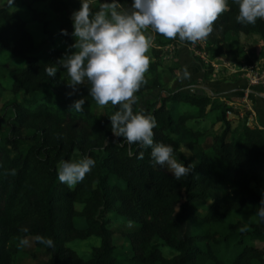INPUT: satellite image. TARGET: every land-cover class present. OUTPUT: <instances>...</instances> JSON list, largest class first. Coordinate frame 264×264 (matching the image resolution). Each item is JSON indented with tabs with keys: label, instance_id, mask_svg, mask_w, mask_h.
Masks as SVG:
<instances>
[{
	"label": "trees",
	"instance_id": "trees-1",
	"mask_svg": "<svg viewBox=\"0 0 264 264\" xmlns=\"http://www.w3.org/2000/svg\"><path fill=\"white\" fill-rule=\"evenodd\" d=\"M18 1L25 4L24 14L0 5V49L25 59L11 82V90L22 96L7 100L0 115V125L7 124L6 132L0 133V264H15L14 243L19 244L25 235L34 236L36 244L48 252L45 264H264V221L256 215L264 198V125L233 126L226 111L236 110L215 94L176 88L163 96L172 106L162 102L146 108L138 107L136 99L134 112L143 110L157 122L154 144L170 145L186 166L194 164L189 175L176 180L171 171L155 165L151 147L114 136L109 116L119 105L109 103L96 110L87 81L78 86L75 99L55 94L69 88L66 70L58 68L54 77H48L45 68L58 67L55 64L75 43L73 20L63 16L68 1ZM118 2L123 10H130L133 0ZM36 3L46 8L37 9ZM228 3L229 10L206 39L211 58L230 50V33H255L264 42V19L255 25L240 24L238 6L232 0ZM99 5H91L94 12ZM34 19L40 21L49 41L38 52H33L34 38L26 26ZM5 69V63H0V77ZM146 80L135 96L156 83L147 74ZM81 98L85 99L83 112L71 110ZM179 102L193 104L195 109L179 113L175 111ZM208 112H216L214 121L222 122L218 130L188 124L189 119ZM206 136L208 145L203 141ZM182 144L190 156L182 154ZM75 148L82 158L94 159L95 165L70 188L59 181L58 165L70 160ZM110 175L121 183H110ZM210 192L217 194L211 196L206 210L194 213V200L205 199ZM109 211L139 225L125 233L129 255L114 243L105 218ZM240 212L247 214L248 222L232 218ZM76 216L84 219L83 226H76ZM188 220L189 234L179 237L180 227ZM243 227L247 230L241 232ZM92 235L99 243L86 256L68 244ZM37 237L52 239L54 247ZM158 239L171 248L170 255L163 254Z\"/></svg>",
	"mask_w": 264,
	"mask_h": 264
},
{
	"label": "clouds",
	"instance_id": "clouds-1",
	"mask_svg": "<svg viewBox=\"0 0 264 264\" xmlns=\"http://www.w3.org/2000/svg\"><path fill=\"white\" fill-rule=\"evenodd\" d=\"M232 2L238 6V23L255 25L258 19H264V0ZM228 10V0H133L130 10L121 9L118 0H105L94 12L89 0H81V7L72 13L75 43L69 45V51L55 64L58 67L48 66L45 72L48 77H54L58 68L66 70L68 86L72 88L68 96L74 95L78 86L87 81L89 95L98 106L119 105V110L109 116L114 136L142 148L151 147L154 163L166 166L179 181L190 174L194 164L186 166L177 161L172 146L154 144L155 118L143 110L134 112L133 109L135 94L147 83L146 73L152 62L148 53L154 37L148 30L169 40L179 38L195 44L209 37L215 22ZM62 31L68 34L66 29ZM84 104L83 98L75 100L70 109L83 112ZM143 155L141 152L138 158L142 159ZM94 165L95 160L90 157L61 160L58 179L74 187ZM11 174H15L14 170ZM256 215L264 221V198ZM246 230V227L240 229ZM37 239L54 247L50 238ZM28 243L27 239L20 240L21 246Z\"/></svg>",
	"mask_w": 264,
	"mask_h": 264
},
{
	"label": "rangeland",
	"instance_id": "rangeland-1",
	"mask_svg": "<svg viewBox=\"0 0 264 264\" xmlns=\"http://www.w3.org/2000/svg\"><path fill=\"white\" fill-rule=\"evenodd\" d=\"M69 3L67 14L63 15L69 19H72V13L75 11V8L81 7V0H67ZM90 5L94 3H104L105 0H89ZM0 5H5L9 9L17 8L21 10L24 14L25 4L19 3L18 0H0ZM37 9H45L46 5L44 3H36L34 5ZM121 9H123L120 6ZM26 26L33 35L35 48L33 52H38L40 49L48 43L46 34L41 29V23L39 20L34 19L26 23ZM148 34L154 37L153 45L149 50L148 55L151 57V64L149 71L146 73L148 76L154 78L156 81L152 86L144 89L140 94L136 95L138 107L146 108L152 107L154 105H159L162 102L166 103V106H172V103L169 101H163V96L173 89L180 88L186 92H203L208 94H215L225 100L223 92L212 90L208 82L206 83V78H211L216 81L220 78L221 80L240 78L245 76V68L247 69L249 65H254L253 69H258L259 71L264 70V42L259 37L258 34L249 33L245 34L243 32L235 35L230 33L228 40L232 42L230 50L224 51L219 56L214 57L215 63H218V66H213L207 64L203 61L202 57L199 54H196L195 61H190L191 69L189 66L182 65L178 62L177 56L179 55L177 43H182L186 48V55L189 53V46L191 47L190 42L180 41L179 38L174 40H167L162 35L152 32L149 28ZM159 36H162L159 38ZM168 41V42H167ZM174 45V51L170 52L169 47L172 48ZM207 40L197 42L193 44V47L199 48L205 52H208ZM185 54V53H184ZM25 62L24 57L12 55L9 51L5 49H0V63H5L6 69L3 75L0 77V115L2 113V108L6 104V101L11 98H20L22 96L21 92L14 93L11 90L12 74L13 72L21 67ZM180 67V68H178ZM188 67V68H187ZM256 69V70H257ZM192 70V71H191ZM191 88H194L193 90ZM72 92V88L69 87L66 91L56 92L55 94L58 97H67L69 99H75L78 97V92L76 91L74 95L68 96L67 94ZM231 106L236 108L237 113L226 112V115L230 117V121L233 126L239 127L240 124L245 123L248 116V108L245 106H237L236 104L230 103ZM96 110L101 111L103 107L97 105L94 101ZM195 106L190 103H178L175 105V111H193ZM216 112L208 113L202 118L189 119L188 124L194 125L196 127L202 128L206 131L218 130L222 122H215L214 116ZM247 114V116H246ZM10 115L7 111L6 116ZM246 116V117H245ZM254 122V121H253ZM254 125L255 122L253 123ZM7 124L4 122L0 125V133L6 132ZM207 133V132H206ZM203 138V137H202ZM205 145H208L210 138L208 136L203 139ZM181 152L185 156H190L191 151L185 144L181 145ZM173 157L181 162V155L173 154ZM82 159L78 150L75 148L70 154V160H79ZM156 165V164H155ZM161 167L159 165H156ZM163 168L167 169L166 166ZM110 183H121V180L116 179L115 176H109ZM260 190L259 188H257ZM217 193L210 192V195L205 199H195L192 204V211L194 213H203L206 210L207 205L211 202V196H216ZM80 204H77V207L80 208ZM108 225L112 229L114 243L120 248H125L124 250L129 255L131 254V247L129 241L126 239V234L129 231H133L139 227L137 222L127 220L124 216L119 215L114 212H107L105 214ZM232 218L235 220H241L243 222H248V217L245 212L233 213ZM84 219L82 217L75 218L76 226L80 227L84 225ZM190 221H185L178 231L179 237H185L190 232ZM22 239H27L29 243L25 246H21L20 243H14L16 246V251L13 253V259L15 264H45V260L48 257V252L44 247L38 246L35 242L34 236L25 235ZM159 243L160 248L164 255H170L171 248L167 246L161 240H155ZM99 243V238L92 235L85 239H74L68 242L69 245L74 247L78 253L81 255H88L92 245ZM261 243V242H260ZM15 249V248H14ZM253 264H259L257 261H254Z\"/></svg>",
	"mask_w": 264,
	"mask_h": 264
},
{
	"label": "crops",
	"instance_id": "crops-1",
	"mask_svg": "<svg viewBox=\"0 0 264 264\" xmlns=\"http://www.w3.org/2000/svg\"><path fill=\"white\" fill-rule=\"evenodd\" d=\"M177 47L179 52V55L177 56L178 62H180L182 65L189 66V68L191 69L189 63L195 61V57H196V53L194 51V48L192 47V44L191 47L189 46L188 56L186 55L187 47L185 48V46L179 42L177 43ZM174 48H175L174 45H172V48L169 47L171 54L174 51ZM207 59L208 61H205L207 64L218 66V63H215L214 58H211L209 54L207 56ZM244 72H245L244 74L246 75L247 72L246 71ZM206 80H207L206 83L208 82L209 86L212 85L210 87L212 88V90L223 92L222 97L225 99V102H227L228 105H231L230 103H233L236 104L237 106L239 105V106L247 107L248 115H251V111H252V115H251L252 121H254L255 124L258 125L259 127H262L264 125V84H249L245 76L240 78L235 77L233 79L230 78L225 80L223 79L221 80L219 78L218 81L211 78H206ZM191 89L193 90L194 88ZM197 93H201V92H197ZM220 99L222 98L220 97ZM233 109H235L236 111L228 110L226 112L237 113L238 110L234 107ZM208 113H212V112H208ZM228 118L230 119V117ZM194 119L197 120L198 118H194Z\"/></svg>",
	"mask_w": 264,
	"mask_h": 264
},
{
	"label": "built area",
	"instance_id": "built-area-1",
	"mask_svg": "<svg viewBox=\"0 0 264 264\" xmlns=\"http://www.w3.org/2000/svg\"><path fill=\"white\" fill-rule=\"evenodd\" d=\"M192 47H193V44H192ZM194 48V51L196 54H199L204 61H208L207 59V56H208V53L199 49V48ZM253 66L254 65H249L248 68L246 69L245 68V71L247 72V74L245 75L246 79H247V82L249 84H264V70L263 71H259L257 68L256 69H253ZM251 115H252V111H251ZM251 115H248L247 116V119H246V124L249 125V126H253L254 122L252 121V116Z\"/></svg>",
	"mask_w": 264,
	"mask_h": 264
}]
</instances>
